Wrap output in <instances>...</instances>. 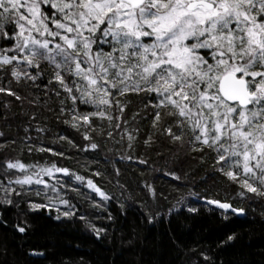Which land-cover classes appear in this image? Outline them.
<instances>
[{"label": "snow or ice", "instance_id": "obj_1", "mask_svg": "<svg viewBox=\"0 0 264 264\" xmlns=\"http://www.w3.org/2000/svg\"><path fill=\"white\" fill-rule=\"evenodd\" d=\"M0 93L14 97L21 106L25 101L34 106L24 113L28 121L21 139L29 152L35 149L68 157L42 143V134L49 131L40 123L44 107L58 121L83 129L86 144L63 135L53 139H67L91 156L82 167L94 176L106 173L89 164L115 161L114 155H105L103 161L96 158L102 142L92 135L94 131L114 143H121L126 135L130 151L121 152L119 159L147 166L146 159L132 154L140 133L132 121L149 119L153 128L167 133L170 142L201 152L200 159L215 153L213 174L219 172L246 189L239 195L252 193L264 199V0H0ZM128 93L137 94L143 106L131 119ZM53 97L59 103L58 112L49 106ZM10 104L6 99L3 106L8 109ZM92 117L106 118L107 129ZM155 139L150 131L144 144L151 147ZM16 143L4 138L0 148ZM114 171L119 177L120 168ZM165 174L176 181L186 178L171 169ZM45 176L56 183L50 184ZM33 184L44 185L35 191L38 196L44 192L43 200L48 202L28 199L23 201L29 205L24 211L21 198L32 191L25 186ZM144 187L156 197L153 185L145 182ZM64 189L107 211L110 195L93 178L68 166L56 161L26 164L7 157L0 161V206L17 209L15 231L27 234L34 227L29 211L55 208L57 220L79 218L103 240L107 229L79 214L71 198H65ZM49 191L56 195H47ZM130 198L135 199L131 194ZM207 202L216 205L225 220L246 212L228 199ZM189 211L196 209L189 207ZM158 215L148 211V222ZM106 219H113L110 212ZM0 223L7 226L9 221ZM237 236L228 230L218 246H229ZM190 251L202 258L194 264H215L207 250ZM28 255L43 257L45 252L30 248Z\"/></svg>", "mask_w": 264, "mask_h": 264}, {"label": "trees", "instance_id": "obj_2", "mask_svg": "<svg viewBox=\"0 0 264 264\" xmlns=\"http://www.w3.org/2000/svg\"><path fill=\"white\" fill-rule=\"evenodd\" d=\"M17 91L27 95L22 88ZM127 96L131 101L127 110L128 118L131 119L132 113L142 110L143 106L137 94L128 93ZM6 99L11 101L8 109L3 106ZM49 106L56 112L59 111V103L55 97L49 101ZM33 107L27 101L21 106L20 101L14 97L0 93V133L4 134L0 137V143L4 138L17 141L16 144L0 148V161L6 157L19 158L26 164H50L56 161L93 178L111 197L107 202V211L92 206L87 199L71 189H64L68 194L65 198L70 197L77 212L86 216L91 223L106 228L107 235L103 240H98L79 218L72 221L61 217L57 220L55 208L29 211L28 217L34 227L27 234H20L12 227L19 216L17 209L0 206V220L9 221L7 226L0 223V264H194V261L202 258L194 255L191 249L207 250L215 264H264V199H257L252 193H247V197H253L252 199L241 196L239 193L246 192V189L219 172L213 174L215 153L202 160L201 152L188 151L170 142L166 138L167 133L161 134L152 127L151 120L132 121L140 129V133L139 142L131 151L134 156L146 159L147 166L136 160L119 159L121 152L130 151L126 135L121 143H114L111 138L101 137L98 131H94L92 135L102 142L96 158L103 161L105 155L115 156L113 163L89 164V168H99L102 173H106L94 176L91 171L82 167L88 164L91 156L72 147L67 139H53L57 135H63L77 144H86L88 141L82 135L83 129L77 131L62 120L58 121L54 112L44 107L40 109V123L47 125L49 131L42 134V143L68 153V157L54 156L51 152L35 149L29 152L23 146L21 139L24 136V125L28 121V116L24 113ZM5 112L7 119L4 118ZM91 119L97 124L102 123L107 129L106 118ZM150 131L156 138L151 147L144 144ZM31 135L35 137L36 132L33 131ZM115 140L120 141V135H116ZM86 151L90 153L94 150ZM115 167L120 168L119 177L115 174ZM169 169L181 176L186 174V178L176 181L165 174ZM56 175L63 178L62 173ZM44 179L50 184L56 183L55 179L47 176ZM145 182L155 187V198L144 187ZM76 186H79L78 183ZM25 187H31L32 191L24 193L21 198L22 210H28L29 205L23 202L28 199L48 202L43 200L44 192L38 196L35 191L44 185ZM81 191L87 193L89 190L82 188ZM130 194L135 199L130 198ZM47 195L55 196L56 193L49 191ZM91 195L100 199L94 192ZM208 199H228L246 212L232 214L225 220L220 215L221 210L216 205L209 204ZM140 201L144 202L143 205ZM189 207L196 211H189ZM148 211L159 214L152 223L148 222ZM109 212L113 216L112 220L106 219ZM228 230L235 231L237 238L229 246L219 247L218 241L224 238ZM30 248L42 249L45 255H28Z\"/></svg>", "mask_w": 264, "mask_h": 264}]
</instances>
